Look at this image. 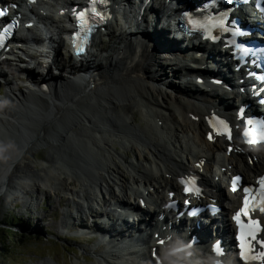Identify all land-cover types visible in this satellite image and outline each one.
I'll return each instance as SVG.
<instances>
[{
	"label": "bare ground",
	"instance_id": "bare-ground-1",
	"mask_svg": "<svg viewBox=\"0 0 264 264\" xmlns=\"http://www.w3.org/2000/svg\"><path fill=\"white\" fill-rule=\"evenodd\" d=\"M174 1L132 0L130 4V0H124L127 8L126 11L121 10L123 16L120 14L124 22L117 26L118 30L110 31L107 27L109 30L107 34H112L110 38L115 39V48L112 47L111 53L106 55L105 62L95 69L83 71V74L71 73L69 80L62 78V75L56 76L61 83V90L64 91L63 95H59L60 91L58 93L54 89L47 90V84L43 81L53 76L49 70L41 75L31 70L26 73L17 65L9 63V60L2 62L1 65L5 66L0 67V84L5 89L0 95L8 105L0 101V186L4 182L6 185L9 184V177L5 178L9 168L5 164L7 161L14 160L12 157L18 158L25 152V148H33V145L36 146L41 141L47 143L49 137L58 135L56 139L58 144L66 143L75 155L81 154L73 160L75 167L68 169L66 166L68 170L57 176L62 186L72 192L71 190L78 185L91 184L89 188L86 186L88 189L85 186L82 188L85 191L83 196L87 199L92 197L91 200L96 196L97 199H94L96 201L100 195L104 197L101 200L104 207H101L100 211L93 210L89 205L92 218L87 222L83 219L76 221L71 212H65L67 225L63 227L82 229L91 239H96L99 235L112 237L117 241L126 239L128 235L121 236L124 233L123 229L117 230L115 225L110 224L114 217L109 212L111 211L109 205L112 202L129 204L148 190L147 192L152 193L150 195L152 199L148 201L153 204L150 205V210L172 199H178L179 206L182 207L185 199L180 197L181 178L190 175L196 177L204 187L203 199L189 198L190 205L217 201L223 208L222 214L227 217L226 228L221 232L223 235L227 232L231 215L229 209L236 199L235 194L226 191L227 184L224 186L226 177L239 171L244 179H248L251 174L264 171V148L243 143L238 133L240 122L235 116L237 112H232L234 105L239 103L225 91L223 84L202 83L205 91L196 84L194 79L201 72L192 75L196 70L192 66L204 64V54L197 53L200 48L197 46H193L195 49L190 48L194 50L191 55H185L188 50L190 51L189 48H183L180 53L172 56L166 55L167 53L160 54L161 49L179 48L174 37L175 30L170 31L167 26L174 18L171 8V5L175 4ZM66 2L67 0H61L64 4L61 9L64 12L69 5H66ZM152 3H159L158 9ZM54 4L38 0L39 7L29 4L31 9L28 12L31 15L37 13L46 15V19L53 20L55 30L60 31V24L68 22V19L66 13H61L62 11L58 13L60 10ZM39 9L43 12L40 13ZM137 10L142 14L140 18L146 24L149 22L146 18L151 17V12L147 11L152 10V16L157 18L152 26L153 30L164 31L165 35L163 37L156 35L157 32L144 30L146 25L134 23L136 14L130 13ZM38 30L41 32V28ZM116 31L119 36L113 34ZM56 41L59 48L63 45L64 39L58 36ZM95 41L94 38L90 48L95 46ZM193 43L188 40L185 44L192 46ZM200 46L204 47V50L222 49L221 45H211L207 42L200 43ZM25 51L27 52L24 53L26 56L23 55L24 60L34 57L27 48ZM59 53L55 50L50 65H55L61 72L63 66L55 64V57ZM89 53L92 58L75 57L71 58V63L84 67L88 64L87 61L91 60L90 63H94L96 57L92 50H89ZM12 55L16 56L15 53ZM43 57L48 58L46 55ZM37 67L42 69L41 65ZM23 72L30 78L28 80L36 81L37 84L30 85L28 80H24L27 84L25 88L20 89L18 84L13 83L19 77L23 78L22 74H25ZM190 74L192 77H188ZM41 82L45 87L43 92ZM206 91L214 96L206 99L208 95ZM215 100H220V104H216ZM132 102L141 105L142 124L136 121ZM216 108L226 109V113L233 120L235 131L231 141H226L223 136L206 137L207 133L211 132L206 128V119L210 118ZM41 119L45 121L42 123ZM30 122L36 125L29 127ZM57 126L68 127V130L60 132ZM108 126L111 127L110 130ZM70 129L74 130V134ZM106 133L111 134L110 136L119 133L121 139L129 142L125 143L122 140L124 151L134 152L137 148L140 158L136 161L128 160L125 155L113 152L111 146L113 139L107 137L109 135ZM50 144L54 145V142L51 141ZM215 164L216 173L212 169ZM12 167L21 169L20 160ZM57 167V164H54V168ZM71 168L76 169L74 170L76 176L69 172ZM221 173L223 176L220 177ZM36 185L37 188H42V183ZM210 190L216 191L218 199L210 195L212 194ZM101 211L104 215L100 213ZM165 213L173 217L176 211L167 208ZM152 216L156 219L162 217L159 212ZM126 226L129 227V232L135 228H144L140 227L139 223L134 226L123 225ZM168 234L169 232H166L161 235V243H155L159 239L158 236L155 238L150 236L142 241L141 245L148 252V257L145 252L141 254V258L135 259L146 264H176L179 258L185 259L184 257L192 255V252L208 253L207 249L206 251L203 249L201 234L197 236L200 241L197 245H188L174 252L171 249L175 245L170 243L172 237ZM192 235L196 236V233L188 235L185 240L189 242ZM262 235L264 236V223ZM164 237L166 242L163 241ZM223 240L224 247L231 245L229 235H225ZM152 252H155V255L151 256ZM129 253H132L129 257L111 258L105 263L98 261V264H134L128 259L136 250L132 249ZM209 254L213 258L217 257L212 249Z\"/></svg>",
	"mask_w": 264,
	"mask_h": 264
},
{
	"label": "rangeland",
	"instance_id": "rangeland-1",
	"mask_svg": "<svg viewBox=\"0 0 264 264\" xmlns=\"http://www.w3.org/2000/svg\"><path fill=\"white\" fill-rule=\"evenodd\" d=\"M108 28L110 31L116 30L114 24L109 25ZM113 34L119 36L118 32H113ZM108 35L112 36V34L96 35L94 37L96 40L95 46L92 47V50H102L109 53L111 51L110 47L115 46V39L110 38ZM60 53L55 57V64L58 63V66L63 65L66 58H68L69 53L65 43H63V48L60 49ZM94 56L96 57L95 62L101 60V52L94 53ZM55 67V65H52V69ZM56 68L58 69V67ZM77 72L82 73L81 70H74L73 74H77ZM66 79L69 80L70 77ZM13 83L18 84L20 89L25 88L27 84L20 77ZM32 84H37V82L33 81L30 85ZM3 88L4 86L0 84V93ZM63 93L64 91L61 90L59 95H63ZM6 99L9 101L8 98ZM0 101L5 102L2 96H0ZM5 104L8 105L7 102ZM131 104L134 108L136 121L142 124L141 105H137V102ZM41 120H43L42 123L45 121L44 119ZM35 125L34 122L29 123V127ZM56 128L60 132L68 130V127L57 126ZM110 128L108 126V130ZM70 131L74 134L73 129H70ZM118 134L107 136L113 139L111 145L113 152L125 155L127 159L129 158L128 160L133 159L136 161L140 158L137 148L135 149L136 152L124 151L122 140L117 143L121 148L114 144L115 140L122 138ZM56 139H58V135L49 137L47 143L41 141L36 146L33 145V148H25V152H22L23 155L21 154L22 157L21 155L18 158L12 157L14 160L11 159L5 163L9 167L5 177L6 179L9 177V184L6 185L4 182L0 186V261L3 264H98L99 252H104L106 250H104L105 246L108 249H113V242L99 243L100 236L91 239L85 235L82 229L70 226L63 227L67 225V215L64 214L68 211L71 212L76 221L83 219L87 222L92 218L90 216L88 219L87 215L84 216L88 210H91L89 203L92 197L87 199L83 196L85 191L82 188L84 186L89 188V185H78L70 192L69 189L62 186L61 180L57 179V176L62 175V172L67 171L70 167H75L73 160L81 154L75 155V152L69 149L66 143L59 142L58 144ZM51 141L54 142V145L50 144ZM18 160H20L21 166L19 170L12 167ZM54 164H57L58 167L54 168ZM74 170L76 169L74 168ZM74 170L71 168L69 172L76 176ZM36 183H42V188H37ZM68 187L72 189L71 186ZM9 222L13 223L15 227L11 226L9 228ZM82 222L80 221V223ZM3 229L10 230L3 232ZM90 230L97 233L94 229ZM92 248L94 249L92 250ZM144 252H146L145 249ZM141 254V252L133 253L131 257L141 258ZM146 255L148 257V252H146ZM5 258L6 260H4ZM114 258H117V256L112 257V259ZM143 264H146V262Z\"/></svg>",
	"mask_w": 264,
	"mask_h": 264
},
{
	"label": "water",
	"instance_id": "water-1",
	"mask_svg": "<svg viewBox=\"0 0 264 264\" xmlns=\"http://www.w3.org/2000/svg\"><path fill=\"white\" fill-rule=\"evenodd\" d=\"M123 14L124 13H122L121 15L123 16ZM130 15H132L131 13H130ZM145 17H147V16H145ZM131 17H129L128 19L129 20H131L130 19ZM140 17H138V16H136L135 15V17H134V23L135 22H139V23H137V25H139V24H141V25H146V26H144L145 28H144V30H149L150 32H157L156 33V35H160V36H164V34H165V32L164 31H161V30H153V28H152V26L155 24V20H157V18H155V17H153L152 16V14H151V17H147L146 19H148V23L146 24L145 22H143V19H139ZM102 20H105V24H103V25H99V27H97V25H95V28H94V30L93 31H96L97 32V36H101V35H104V34H107V32L109 31L108 29H107V27L109 26V25H111V24H114V27L116 26V30H118V28H117V26H119L120 24H122L124 21H123V19L120 17V13H118V14H112L111 15V18L110 19H102ZM167 21L168 20H166V23H167ZM172 21L173 20H171V21H169V24L167 25L168 26V29L171 31V29H172V27H173V23H172ZM126 24V23H125ZM167 29V30H168ZM117 32V31H116ZM109 36V35H108ZM110 37V36H109ZM83 43H85V40H84V42ZM112 47H113V45H112ZM112 47H110L111 49H112ZM115 48V47H114ZM82 50H83V48H81V49H79L78 50V52H74L75 53V55H80L81 53H82ZM91 50H92V48H91ZM88 54H90V53H88ZM103 54V53H102ZM172 56V55H171ZM107 56H101V59L102 58H106ZM81 74H83V72L81 73Z\"/></svg>",
	"mask_w": 264,
	"mask_h": 264
},
{
	"label": "snow or ice",
	"instance_id": "snow-or-ice-1",
	"mask_svg": "<svg viewBox=\"0 0 264 264\" xmlns=\"http://www.w3.org/2000/svg\"><path fill=\"white\" fill-rule=\"evenodd\" d=\"M12 7H16V5H12ZM5 14H6V10L0 11V17L4 16ZM187 190L188 189H185V191H187ZM197 191H199V190L197 189ZM261 244L264 245V240L261 241ZM260 255L264 256V253H261Z\"/></svg>",
	"mask_w": 264,
	"mask_h": 264
},
{
	"label": "trees",
	"instance_id": "trees-1",
	"mask_svg": "<svg viewBox=\"0 0 264 264\" xmlns=\"http://www.w3.org/2000/svg\"><path fill=\"white\" fill-rule=\"evenodd\" d=\"M6 224H7V223H6ZM8 226H9V228H10L11 226H14V227H15V225H14L13 223H10V222H9ZM5 230H10V229H3V232H4ZM4 260H6V258H5ZM7 261H8V260H7ZM0 264H3V262L0 261Z\"/></svg>",
	"mask_w": 264,
	"mask_h": 264
}]
</instances>
